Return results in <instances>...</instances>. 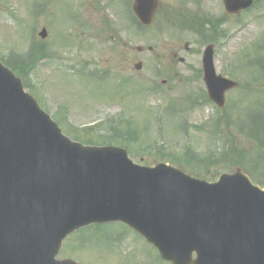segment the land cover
<instances>
[{
	"label": "rangeland",
	"instance_id": "1",
	"mask_svg": "<svg viewBox=\"0 0 264 264\" xmlns=\"http://www.w3.org/2000/svg\"><path fill=\"white\" fill-rule=\"evenodd\" d=\"M160 1L163 6L170 7V13L165 12L169 21L155 20L134 33L119 2L0 0V56L24 55L30 49L28 36L33 26L37 45L39 41L45 44L53 55L32 65H28L25 58L22 73L25 72V77L27 74L28 90L35 93L41 105L71 136L74 135L73 127L77 129L97 122L89 137L95 142H106L111 137V143L128 148L135 162L143 157L150 160L149 165L158 158L177 161L179 159L174 158L185 154L203 160L209 177L231 171L235 167L231 164L237 162L244 171L251 172L242 158H254L257 147L252 139L237 135L234 119H245V107L255 106L254 102L259 99L252 90L244 95L251 59H246L242 52L258 33H264V0L256 4L253 12L242 14L238 20L228 18L222 23L220 32L217 28L219 35L205 31L197 41L188 32L175 31L174 21L194 22L197 13L200 22L203 10L222 15L221 0H198L197 6L194 0H187L178 18L172 14L174 8H179V0ZM253 13L261 16L254 17ZM160 23L163 31H160ZM41 29L46 31L44 39L37 36ZM211 40L216 42L215 70L240 84L225 93L223 109L230 112L232 120L228 125L220 120L215 128L210 122L205 124L222 115L214 105L203 104L197 110L189 108L188 103L182 104L185 96L195 97L202 89L194 68L200 67L201 51L205 46L202 44ZM253 53L251 51L252 56ZM179 57L184 61L179 62ZM137 62H141L140 69L134 68ZM240 65L245 67L244 73L237 71ZM91 71L99 72L100 76L108 73V77L96 79ZM255 86L264 91V80L254 82L252 87ZM151 87H157L158 92L152 94ZM262 103L264 98L259 102ZM177 104L182 110L170 116L169 106L178 107ZM156 111H161V122L158 118L153 120ZM202 124L203 129H197V125ZM252 133L263 134L264 124L255 127ZM230 134L234 140L232 144L240 152L239 157L227 153L224 164L211 165L212 159L217 158L216 153L225 151V139ZM257 151L264 153V147ZM252 174L264 178V174L255 171ZM84 237L89 242H81ZM64 255L83 264H164L157 259L153 248L120 226L102 227L98 232L91 229L75 232L62 244L58 257Z\"/></svg>",
	"mask_w": 264,
	"mask_h": 264
},
{
	"label": "water",
	"instance_id": "2",
	"mask_svg": "<svg viewBox=\"0 0 264 264\" xmlns=\"http://www.w3.org/2000/svg\"><path fill=\"white\" fill-rule=\"evenodd\" d=\"M156 7L134 3L145 24ZM211 56L208 46L204 77L221 107L236 83L214 74ZM106 222L126 224L171 264H264V190L239 168L209 183L71 141L0 64V264H78L54 258L62 239Z\"/></svg>",
	"mask_w": 264,
	"mask_h": 264
},
{
	"label": "trees",
	"instance_id": "3",
	"mask_svg": "<svg viewBox=\"0 0 264 264\" xmlns=\"http://www.w3.org/2000/svg\"><path fill=\"white\" fill-rule=\"evenodd\" d=\"M45 56H46V53L42 49H40L39 47H36V48L34 47L29 52V55L26 57L27 59H25V60H27V64L28 65H32L37 60H40V59L44 58ZM23 62H24V58H19V59L13 61L12 65H11V68L16 72V74L21 76V78L23 79L25 85L29 86L28 82H27V74H26V77H25V72H24V74L22 73V70H24V68H25ZM72 133L74 134V136H76L79 140H81L83 142L88 143V141H92L91 138L89 137V129L85 128V129L74 130V132H72ZM107 140L111 141V137L107 138ZM229 146H231V143H230ZM231 152H233V147H230L229 153H231ZM139 160H141V161H143L145 163L150 161L149 159H145L144 157L140 158ZM191 172H192V174L197 175V176L208 177V174L203 169V167H200V168L197 167L194 170H191ZM254 180L256 182L260 183V184L264 183V179L260 178V177H254Z\"/></svg>",
	"mask_w": 264,
	"mask_h": 264
},
{
	"label": "flooded vegetation",
	"instance_id": "4",
	"mask_svg": "<svg viewBox=\"0 0 264 264\" xmlns=\"http://www.w3.org/2000/svg\"><path fill=\"white\" fill-rule=\"evenodd\" d=\"M194 2H195V4H196V6H197V0H194ZM196 17H197V13H196ZM260 93H261V95H263V93H264V91H259Z\"/></svg>",
	"mask_w": 264,
	"mask_h": 264
}]
</instances>
